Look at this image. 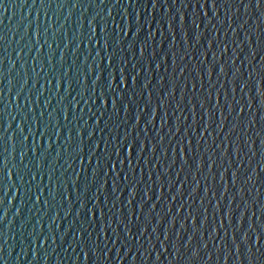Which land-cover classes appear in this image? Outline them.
Masks as SVG:
<instances>
[{"label": "water", "instance_id": "95a60500", "mask_svg": "<svg viewBox=\"0 0 264 264\" xmlns=\"http://www.w3.org/2000/svg\"><path fill=\"white\" fill-rule=\"evenodd\" d=\"M211 3L0 0V264H264V4Z\"/></svg>", "mask_w": 264, "mask_h": 264}, {"label": "snow or ice", "instance_id": "6c2138e0", "mask_svg": "<svg viewBox=\"0 0 264 264\" xmlns=\"http://www.w3.org/2000/svg\"><path fill=\"white\" fill-rule=\"evenodd\" d=\"M101 2L103 3V0H101ZM206 2H207V0H206ZM261 4H264V0H256V7H257V8H260ZM155 5H156V0H153V8H155ZM203 6H204V5H201V7H203ZM211 6H213V7L215 6V0H212ZM110 14H111V13H109V15H110ZM138 31H139V29H138ZM108 39H109V36H108V34H106V35L104 36V47H105V49L108 48ZM133 50H134V48H133ZM140 54H141V56H143V54H144V52H143V48H141ZM97 55H99V53H97ZM115 55H116V54L113 52V53H111V54L106 58V59H107V63H108V65H109L110 68H111L112 61H113V59L115 58ZM100 59L103 61L104 58H101V57H100ZM121 63H123V61H121ZM157 67H159V65H157ZM134 70H135V69H133V71H134ZM208 71H209V75H211L212 69L209 68ZM220 72H221V74H223L224 69H223V68H220ZM120 75H121V79H120V81H119V87H121V88L126 87V81H127L128 77H127V75L124 73L123 69H121ZM137 75H138V74H137ZM111 76H112V72L110 71V72H109V77H111ZM131 79H132V81H136V75H133V76L131 77ZM99 80H100V77L98 76V77H97V81H99ZM109 83L112 84L111 80H109ZM146 86H147V85H145V87H146ZM257 93H258V95H262V96H264V92H261V90H260V85H259V84H257ZM122 96H123V94L121 93V97H122ZM211 98H212V97H211V92H210V93H209V96H208L207 99L210 100ZM105 101L107 102L106 105L104 104ZM100 102H101V105H104L103 107H104L105 109L108 107V103H109V101H108L107 96H106L103 92H101V94H100ZM206 102H207L206 100H201V107H203L204 103H206ZM189 103H191V101H189ZM260 103H261V106H264V99H262V100L260 101ZM111 106H112L113 111H115V110H116V101H115V99L112 100V102H111ZM216 107H217V108L220 107V105H219V94H217V104H216ZM230 110H231V107H230ZM240 112H241V114L243 113V108H241ZM207 116H208V123L205 125V131H207V128L211 126L212 113H211V112L207 113ZM65 119H67V116H65ZM150 122H151V121H150ZM193 123H195V121H193ZM21 131H22V130H21ZM77 135H79V133H77ZM90 135H91V134H90ZM226 138H227V137H226ZM70 139H71V133H69V141H70ZM125 139L127 140V136L125 137ZM23 140H24V141L27 140V137H26V136L23 137ZM135 143H136L135 140H133L132 144H128V145H126V146L123 148V151L126 153V157H127L128 160L131 159V153H132L133 147L135 146ZM189 143H190V141H189ZM96 147L99 148V145H96ZM140 147H141V149L143 150V148L146 147V145L141 144ZM152 150H153V152H154V151H155V148L153 147ZM238 150H239V149H237V151H238ZM78 151H79V150H78ZM128 153H130V154H128ZM174 155H175V151H174ZM180 155H181V159L183 160L184 164H185V165H188V160L185 159V152H184V149H183V148L180 149ZM116 156H117V161H116V162H111V161H110V158H109V163H108V165H107V166L110 168V170H111L112 172H116V171H117V163H119V164H121V165L124 163V161L119 160L120 151H117V152H116ZM210 159H211V157H210ZM81 161H83L82 157H81ZM89 163H91V159H89ZM3 164H4V167L6 168V167H7V161L5 160V161L3 162ZM202 165H203V160H202V159H201L200 161H197V162H196V167H197V169L201 168ZM38 166H39V165H38ZM97 166H99V161H97ZM211 167H212V165L210 164V165H209V170H211ZM131 170H132V169H131V165H129V171H131ZM9 177H11V173H9ZM235 177H236V174L233 173V182H235ZM32 179L35 180V176H33ZM50 179H51V178H50ZM125 179H127L126 176H125ZM249 179H250V177H249ZM205 191H207V189H205ZM42 195H43V192H40V195L36 197V202H37V203L40 202V196H42ZM54 198H55V197H53V199H54ZM45 206L47 207V202H45ZM81 207H83V205H81ZM261 211H264V208H262ZM229 215H230V214H229ZM244 239L246 240L247 237L245 236ZM257 243H259V237H257ZM86 258H87V257H85V259H86Z\"/></svg>", "mask_w": 264, "mask_h": 264}]
</instances>
